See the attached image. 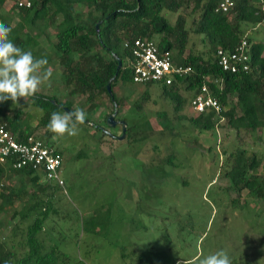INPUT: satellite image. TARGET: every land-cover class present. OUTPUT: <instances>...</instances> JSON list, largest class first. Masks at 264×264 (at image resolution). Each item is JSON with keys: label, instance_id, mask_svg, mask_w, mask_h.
<instances>
[{"label": "trees", "instance_id": "obj_1", "mask_svg": "<svg viewBox=\"0 0 264 264\" xmlns=\"http://www.w3.org/2000/svg\"><path fill=\"white\" fill-rule=\"evenodd\" d=\"M234 1V10L223 14L216 12L217 0H37L30 9H17L9 4L11 13L4 11L7 0H0V22L12 28L9 39L23 50H31L36 58L46 57L47 67L52 72L53 65H59L62 69L60 73L52 74L49 81L50 86L53 84L54 87L47 89L49 94L41 91L28 98L36 109L43 111L41 117L37 118L36 126L33 125L34 117L25 116L21 109L12 107L11 100L0 102V125H5L21 141H27L28 136L37 130H45L43 139L53 146L56 134L47 128L52 112L66 111L65 108L72 111L81 107L87 113L86 122H93L94 113L106 107L107 101L113 108L111 113L114 112V100L107 89L110 80L114 99L121 109L127 98H118L117 85L122 83L130 90L136 85L132 69L134 58L132 52L125 48V43L149 39L156 41L161 50H177L175 65L190 66L194 71L186 76L176 75L170 86L152 82L143 84L146 91L132 103L131 109L146 117L151 101L149 90L155 91L158 87L161 95L173 104V118L165 112L158 114L162 124V131L157 136L159 141L168 138L170 142L175 135H179L174 133V120H188L199 132L215 133L222 126L223 119V126L233 130L236 136H241L243 132L257 133L259 140H262L264 38L245 37L244 26L264 23V0ZM190 9L194 33L204 35L209 46L205 53L196 54L190 50L186 56L190 33L183 11ZM167 12L179 14L175 25L167 17ZM17 17L18 22L14 24ZM43 37L50 43L49 48L40 42ZM244 39L250 44V71L223 72L218 65V49L234 51ZM117 58L123 62L118 74ZM205 85L212 97L219 101L220 111L208 110L199 116L187 118L185 108ZM183 92L192 93V98H186ZM65 93L66 99L62 100L61 96ZM124 121L128 124L125 140L130 145L142 143L146 150L148 143L154 140L152 130L142 131L141 123L131 126L128 119ZM103 122L107 125V117ZM95 129L105 137L100 124L95 125ZM244 146L239 144V147ZM156 148H159L156 154L153 153L156 159H152L151 164L157 162L160 172H163L173 163L168 157H163L160 146ZM230 160L232 163L223 177L239 193L247 190L251 196L264 200V162L258 154L239 148L227 159V164ZM12 176L17 177L13 183L19 184V187L10 182ZM60 190L63 188L58 182L48 181L46 172L40 168L14 169L10 163L0 164V213L10 212L11 220L19 221L12 230L13 242L19 232L23 233L22 241H17L13 247H9L5 239L0 242V264H86L75 255L77 243L70 238L73 229L69 226L64 229V225L72 226L68 221L74 219L76 213L65 206V213L60 214L54 204ZM57 199L61 200L60 196L57 195ZM54 216L60 219L59 223L46 229L45 225L50 218L55 220ZM89 220L93 224L94 216L86 218L83 230L101 235L99 227L89 226ZM21 225H25V228H19ZM79 235L78 232L76 238Z\"/></svg>", "mask_w": 264, "mask_h": 264}, {"label": "rangeland", "instance_id": "obj_2", "mask_svg": "<svg viewBox=\"0 0 264 264\" xmlns=\"http://www.w3.org/2000/svg\"><path fill=\"white\" fill-rule=\"evenodd\" d=\"M8 7L6 2L4 11L11 13ZM190 12L191 9L183 11L190 33L186 56L190 50L205 53L209 46L204 35L194 33ZM166 15L175 25L179 14L167 12ZM17 22L18 17L14 24ZM244 28L245 37L264 38V23ZM40 42L45 48L50 47L44 37ZM52 69V74L62 71L59 65H53ZM53 87L48 81L38 92ZM145 91L143 85L137 84L132 90L122 83L116 87L118 98H127L124 106L118 107L119 120L128 119L131 126L141 123L142 131L152 130L154 140L148 143L146 150L142 143L130 145L125 139L119 140L121 126L109 128L103 122L112 114L109 101L106 107L94 113L92 123L79 126L76 136L54 137L53 147L64 156L62 177L66 181V192L64 188L60 190L57 195L61 200L56 195L54 204L60 214L65 213L67 206L78 215L68 221L72 226L64 225L65 230L68 226L73 229L70 238L77 243L75 255L86 264H197V257L222 249L232 264H264V200L251 196L247 190L239 193L223 177L233 161L231 158L227 164V159L236 149L246 148L264 162V131L263 139L259 140L257 133L243 132L236 136L233 130L223 126L224 120L215 133L199 132L188 120H174L173 130L179 135L170 142L168 138L159 141L157 136L162 124L158 114L165 112L173 118V104L161 95L158 87L155 91L149 90L151 101L144 117L133 111L131 105ZM183 94L192 98V93ZM61 99H66V93ZM12 107L21 109L25 116H33L34 126L43 114L29 99ZM184 114L187 118L197 116L190 103ZM99 124L117 137L106 133L103 138L95 129ZM44 132L37 130L33 134L45 138ZM100 136L102 139L98 140ZM239 144L245 146L239 147ZM156 146H160L163 157L173 163L163 172L157 162L151 164L159 149ZM16 179L12 176L10 182ZM12 185L19 187V184ZM91 216L94 223L89 220V226L99 227L101 235L83 230V222ZM54 218L49 219L46 229L59 223L60 219ZM17 224L18 219L12 221L10 212L0 213V242L5 239L9 247H13L17 241H22L21 232L12 241V230ZM19 228L24 229L25 225ZM78 232L80 235L76 238Z\"/></svg>", "mask_w": 264, "mask_h": 264}, {"label": "built area", "instance_id": "obj_3", "mask_svg": "<svg viewBox=\"0 0 264 264\" xmlns=\"http://www.w3.org/2000/svg\"><path fill=\"white\" fill-rule=\"evenodd\" d=\"M37 0H7L17 9H30ZM217 13H231L236 6L234 0H217ZM125 48L132 52L133 81L136 84L162 83L172 85L176 75L184 76L193 72L191 67L176 66L174 54L170 50H161L154 40L136 39L126 41ZM218 65L223 72L239 73L248 72L251 69L250 44L244 39L234 51H226L222 48L217 52ZM192 110L195 113H203L208 109H221L219 102L211 97L208 87H203L192 102ZM10 160L14 168L33 166L46 172V179L50 182H58L63 186L61 168L63 156L49 147L39 138L29 137L27 141L20 142L4 127L0 126V162Z\"/></svg>", "mask_w": 264, "mask_h": 264}, {"label": "clouds", "instance_id": "obj_4", "mask_svg": "<svg viewBox=\"0 0 264 264\" xmlns=\"http://www.w3.org/2000/svg\"><path fill=\"white\" fill-rule=\"evenodd\" d=\"M11 32H12L11 26H8L5 23L0 22V102L11 100L13 104H17L21 98H23V100L27 102L28 98L34 97L35 94L40 90L41 85L47 83L50 80L52 76V70L47 67L48 60L46 57L36 58L31 50L25 51L22 48L18 47L12 40H10L9 36ZM172 52L174 54V50ZM209 94H210V90H209ZM197 96H195L190 102L191 110H192L191 107L192 102ZM66 109L68 108H65V110ZM208 110L209 111L215 110L216 112H218L215 108ZM195 114L199 116L202 113L200 114L195 113ZM86 119H87V113L85 109L81 107H76L72 111H69V109L66 111H54L51 114L49 123L47 124V128L51 133H54L58 136H63L65 134L69 136H76L79 132V126L85 124ZM116 120L120 121L117 118ZM87 123H92V122L87 121L86 124ZM0 126H4L6 128L5 125H0ZM31 136H33L34 138H39L34 134L28 136V138ZM14 137L16 138L17 141L25 142L19 140L16 136ZM39 139L44 141L43 138H39ZM48 146L56 150L58 153H61V155L63 156L61 151L54 148L50 144ZM6 163H10L11 166L14 168V164L10 160H7L6 162L3 163L0 162V164L2 165ZM63 164H64V156H63ZM27 167H31V166H26L22 168H27ZM22 168H14V169H22ZM61 179L65 181L64 178L62 177V173H61ZM61 187L64 188V192H66L65 182L64 185ZM197 264H232V261L229 255L227 254V252L221 249L207 256H202V258L197 257Z\"/></svg>", "mask_w": 264, "mask_h": 264}, {"label": "water", "instance_id": "obj_5", "mask_svg": "<svg viewBox=\"0 0 264 264\" xmlns=\"http://www.w3.org/2000/svg\"><path fill=\"white\" fill-rule=\"evenodd\" d=\"M100 24H101V22H99L97 24V30L98 31H99ZM117 60H118V67H117V74H118L123 67V62H122L121 58H117ZM107 89H108L110 95L112 96V98L114 100V106H115L114 112L107 117V125L109 126V128H114V127L120 125L122 127V134L120 137H118V139L124 140L126 138V135H127L128 124L123 120H120V121L116 120V117L119 113V109H118V104L114 99V95H113V91H112V80H110L108 82ZM66 110H68V109H66ZM103 130L105 131V133H107V135L114 137V135L111 132L105 130L104 128H103Z\"/></svg>", "mask_w": 264, "mask_h": 264}, {"label": "crops", "instance_id": "obj_6", "mask_svg": "<svg viewBox=\"0 0 264 264\" xmlns=\"http://www.w3.org/2000/svg\"><path fill=\"white\" fill-rule=\"evenodd\" d=\"M43 93H45V94H49L48 92H47V89L46 90H44V92Z\"/></svg>", "mask_w": 264, "mask_h": 264}]
</instances>
